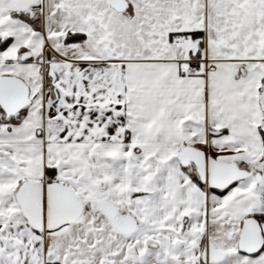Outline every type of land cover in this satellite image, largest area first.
Here are the masks:
<instances>
[{
	"label": "snow or ice",
	"instance_id": "1",
	"mask_svg": "<svg viewBox=\"0 0 264 264\" xmlns=\"http://www.w3.org/2000/svg\"><path fill=\"white\" fill-rule=\"evenodd\" d=\"M0 264H264V0H0Z\"/></svg>",
	"mask_w": 264,
	"mask_h": 264
}]
</instances>
